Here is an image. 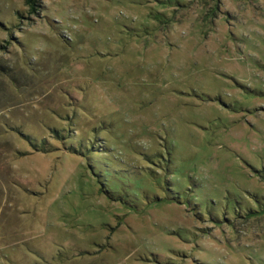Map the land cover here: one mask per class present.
Segmentation results:
<instances>
[{"label": "rangeland", "instance_id": "374dc122", "mask_svg": "<svg viewBox=\"0 0 264 264\" xmlns=\"http://www.w3.org/2000/svg\"><path fill=\"white\" fill-rule=\"evenodd\" d=\"M0 264H264V0H0Z\"/></svg>", "mask_w": 264, "mask_h": 264}]
</instances>
